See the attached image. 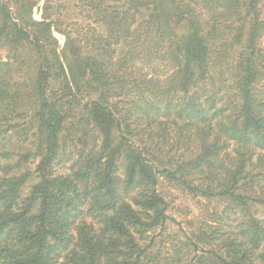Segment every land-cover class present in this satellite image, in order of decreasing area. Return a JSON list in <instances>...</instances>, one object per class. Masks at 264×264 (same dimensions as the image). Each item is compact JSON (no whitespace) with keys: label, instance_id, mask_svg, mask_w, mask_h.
<instances>
[{"label":"trees","instance_id":"trees-1","mask_svg":"<svg viewBox=\"0 0 264 264\" xmlns=\"http://www.w3.org/2000/svg\"><path fill=\"white\" fill-rule=\"evenodd\" d=\"M263 38L264 0H0V264H264ZM164 183L210 230L166 247Z\"/></svg>","mask_w":264,"mask_h":264},{"label":"rangeland","instance_id":"rangeland-1","mask_svg":"<svg viewBox=\"0 0 264 264\" xmlns=\"http://www.w3.org/2000/svg\"><path fill=\"white\" fill-rule=\"evenodd\" d=\"M42 2L35 8L34 17L37 20L41 19L42 15ZM57 37L60 40L61 47L64 46L65 38L58 34ZM262 46H264V38L262 39ZM163 189L167 199L171 203V208L168 212L171 220L166 224V247L171 248L173 246L172 241L179 240L180 238L185 240L184 233L194 234L200 229L210 230L206 225V215L200 208H207V206L201 207V204H196V201L191 197L186 196L183 192L177 190L175 187L170 186L168 183L163 184ZM216 205L210 204L208 209L213 210ZM158 234L159 230L156 231Z\"/></svg>","mask_w":264,"mask_h":264}]
</instances>
